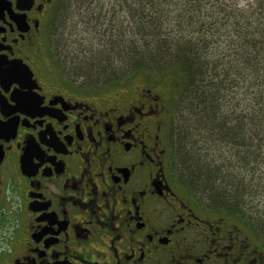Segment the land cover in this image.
Masks as SVG:
<instances>
[{
    "label": "flooded vegetation",
    "instance_id": "1",
    "mask_svg": "<svg viewBox=\"0 0 264 264\" xmlns=\"http://www.w3.org/2000/svg\"><path fill=\"white\" fill-rule=\"evenodd\" d=\"M65 2L0 0V264H264L176 182L168 97L54 72Z\"/></svg>",
    "mask_w": 264,
    "mask_h": 264
},
{
    "label": "trees",
    "instance_id": "2",
    "mask_svg": "<svg viewBox=\"0 0 264 264\" xmlns=\"http://www.w3.org/2000/svg\"><path fill=\"white\" fill-rule=\"evenodd\" d=\"M233 1L66 0L57 29L68 3L96 41L68 53L80 88L172 77L166 141L176 182L264 241V3L247 14L229 10Z\"/></svg>",
    "mask_w": 264,
    "mask_h": 264
},
{
    "label": "rangeland",
    "instance_id": "3",
    "mask_svg": "<svg viewBox=\"0 0 264 264\" xmlns=\"http://www.w3.org/2000/svg\"><path fill=\"white\" fill-rule=\"evenodd\" d=\"M255 2L259 5L264 3V0H255V1H246V0H237V2L233 1L232 5L229 7V5L226 3L225 5L227 8L230 10H235L237 11H243L246 12L247 14H250L253 12V10L257 9V14H259L260 7H255ZM103 4V2H101ZM100 5L98 6H101ZM108 2H104V6ZM108 5V4H107ZM67 7V14L65 19L62 22V25L59 29L54 30L53 37H57L53 40H57V46H58V41L61 40V49L56 52L57 57H55L56 64H54L53 70L55 72L57 66L59 67L60 65L63 66L62 68L64 69L63 71V76L68 82L72 83H77L79 86H81L82 81L81 80H75V74L69 73L67 70V65L65 62L68 60V53L70 51L73 56L79 55V45L81 47L88 46L89 44L94 45L96 43L95 40H93L92 34L87 31L82 24H80V16H79V11L76 9V7L71 4L68 6V3L66 5ZM238 13V12H237ZM61 38V39H59ZM95 46V45H94ZM58 70V69H57ZM59 72V71H58ZM147 86L149 87L148 89H152L156 91L159 95L163 97V99L167 100V97L169 99V107L171 106V95L173 96V100L175 95L172 94L173 90V82H172V77L165 78V79H160V78H150L149 76H133L129 77L127 79H124L120 81V83L115 84L112 83L110 85H105L102 86V88L96 89V88H91L89 91H94L98 90L100 92H103L102 95H104L107 99H109L111 96H113L116 93H122L125 95H131L135 90ZM173 112V106L171 108V114ZM171 119V116H170ZM170 122V120H169ZM262 202L264 204V198L262 199ZM261 202V203H262ZM203 202H200L202 205ZM204 204V203H203ZM217 213V212H214ZM229 221L234 222L236 225H238L242 230L247 231V228L244 227L241 224H238L235 220L229 218ZM246 233V232H245ZM248 236L252 239L254 244L258 246V248L262 251H264V241L259 238H255L252 234H249L247 231Z\"/></svg>",
    "mask_w": 264,
    "mask_h": 264
}]
</instances>
